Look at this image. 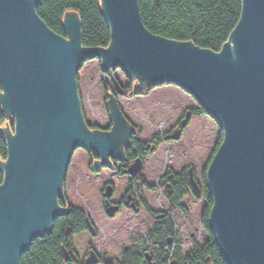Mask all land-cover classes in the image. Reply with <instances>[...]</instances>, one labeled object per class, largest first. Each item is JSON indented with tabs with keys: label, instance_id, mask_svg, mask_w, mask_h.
<instances>
[{
	"label": "water",
	"instance_id": "1",
	"mask_svg": "<svg viewBox=\"0 0 264 264\" xmlns=\"http://www.w3.org/2000/svg\"><path fill=\"white\" fill-rule=\"evenodd\" d=\"M240 2L238 22L215 53L150 33L136 0H101L107 48L80 46L74 14L62 20L65 40L37 17V0H0V106L14 116L15 133H2L0 264H19L28 244L69 211L56 197L76 147L95 152L91 171L122 158L130 128L114 101L104 103L109 132H89L79 110L76 71L94 57L131 81L177 85L218 121L221 139L205 172L208 224L228 264H264V0Z\"/></svg>",
	"mask_w": 264,
	"mask_h": 264
},
{
	"label": "rangeland",
	"instance_id": "2",
	"mask_svg": "<svg viewBox=\"0 0 264 264\" xmlns=\"http://www.w3.org/2000/svg\"><path fill=\"white\" fill-rule=\"evenodd\" d=\"M97 1L99 10L107 23L102 12L101 0ZM38 2L39 0H37V4ZM136 3L140 16L138 0H136ZM37 4L35 9L37 8ZM67 14H74L77 17L80 29V46L85 47L82 45L81 22L77 12H65L61 18V26L64 15ZM140 20L142 22L141 16ZM46 27L48 26L46 25ZM56 35L68 40L65 32L64 35L57 33ZM177 42H189L193 44L191 41ZM226 42L227 40L222 45ZM107 46L103 48H107ZM212 52L218 53L216 51ZM75 79L78 102L83 111L81 113L82 117H85L86 122L92 126H96V130L109 126V117L104 103L107 97L110 99L114 98L113 101L117 100V104L123 111L125 120L132 123L136 127V130H140V133H138L140 134V140L148 142L155 135H159L156 137L157 140H155L158 144L156 145V150L154 149V153H152L154 150L149 148V152L152 154L144 157L142 168L139 170L140 175L135 172H129L133 170L131 160H128L130 162H128L129 165L123 169V172L127 175L138 178L136 181L133 180L132 189L136 195H139L137 194L138 190L141 192L142 201L137 200L136 209L133 207L134 210H131L132 208H126L124 205L122 208L110 199L112 196L111 186L107 184L104 187L101 184V178L111 173L106 170L109 166H101L104 164L101 163V165L97 166L96 172L91 171L90 167L92 163L96 164L99 160L95 152L87 151L85 147H76L67 159L66 165L69 169L67 168V172L62 176L63 184L61 185L64 197L61 194L60 200L56 198L57 206L61 209L65 206L64 210H70L68 207L69 202L83 208L87 229L93 227L94 232L98 233L94 248L97 253H105L108 260L120 259L123 248L137 244L138 249H144L145 252H149L147 254L150 256L149 259L141 254L146 264L155 261L158 264H200L194 258L195 256H192L188 251L190 248H193L199 256V250L203 248L204 242L207 243L209 241V235L201 217L202 214L204 216L203 212L206 210L207 202L201 196V198H195L197 192L195 195L194 193L186 195V190L181 192L183 195L181 194V199L177 204H174L176 200L170 199L167 195L172 193L174 187L171 175L189 173L190 177H197L199 179V186L203 185V182L207 183L205 171L212 157L211 153L214 146L220 141L223 131L218 121L200 104L202 110L198 114L193 115L185 125V111L199 108L198 102L193 99L192 95L183 91L180 87H175L172 83L142 84L143 87L137 89L134 85L137 82L131 81L121 67L101 68V61L98 57L90 58L79 66ZM12 124L14 125V122ZM178 131L181 134H178ZM10 132L13 133L14 131L11 129ZM173 133L177 135V138L172 137ZM0 161V172L3 176L1 165L5 164L6 161V148L5 157ZM82 177H93V181H88L87 179V182H85V178ZM78 178L83 179V182L78 181ZM190 187L189 190H192V182ZM60 201H62L64 206L61 205ZM167 202H171L173 206H168ZM152 211L156 213H151ZM149 214H151V217ZM152 217H157L161 220L158 221ZM164 222H171V226L173 225L178 230L179 244L171 240L168 241V239L162 241L161 239L155 240L157 243H161L159 245L160 248L156 250L158 253H155L146 248V237L143 239V236L146 235L144 233L148 224L154 225L158 230L169 229L170 227L168 225L165 226ZM51 231L45 234L49 235ZM44 236L42 235L37 238L41 239ZM153 237L147 235L148 243L154 239ZM75 239L82 262H91L92 258L81 254L79 250L81 248V251H84L83 245L80 244L85 242L84 236L78 235ZM138 240L139 243L136 242ZM167 243L170 246L171 244L175 245L172 249L175 250L174 257L169 260L165 252L169 248L171 249L172 246H167ZM190 243L193 245L190 246ZM165 247L168 249L166 250ZM25 252L19 256V264L20 258ZM211 262L214 263L213 260ZM61 264H64V262H61Z\"/></svg>",
	"mask_w": 264,
	"mask_h": 264
},
{
	"label": "trees",
	"instance_id": "3",
	"mask_svg": "<svg viewBox=\"0 0 264 264\" xmlns=\"http://www.w3.org/2000/svg\"><path fill=\"white\" fill-rule=\"evenodd\" d=\"M138 4L143 25L152 34L175 41H191L197 47L216 52L219 51L221 45L227 40L230 32L235 27L239 19L241 6L240 0H138ZM67 11H75L79 14L83 46H107L110 33L99 10L97 0H39L36 8L38 16L52 31L59 35H64L60 20ZM0 145V153L4 158L5 144L1 139ZM139 148L141 147H134V144L129 146L125 159L119 162L114 161L113 167L106 168L111 173L101 178V184L111 186V199L116 205H121L125 193L132 190L133 178L123 172V169L128 159H131L136 153L143 154ZM82 178H85V182H87V179L93 181V177ZM1 179L2 173L0 172V181ZM78 181L83 182V179L78 178ZM171 181L174 184L173 191L167 196L172 200H176L174 204H177L183 195L181 192L184 190L187 192L191 188L187 184L189 179L172 177ZM203 184L207 207L202 222L208 232L209 241L199 252L205 256L210 255L215 264H227L208 225L212 197L207 183L203 182ZM65 198L67 199V197ZM60 203L64 206L62 201ZM68 204L70 210L53 222V228L49 235L32 241L28 251L21 256L20 264H61L62 257L59 245L64 244L68 251H74L76 248L72 243L75 242V237L79 233L86 235L90 248L97 253L94 248L95 239L90 237L87 231L83 208L69 202ZM159 231H161L159 232V238L164 240L166 231L169 230L159 229ZM85 253L81 251V254ZM97 255L99 256L98 253ZM106 257L107 255L99 258L98 264H114L112 260H108ZM116 262L118 264H146L137 247L128 248ZM73 263H83L81 255L75 256Z\"/></svg>",
	"mask_w": 264,
	"mask_h": 264
},
{
	"label": "bare ground",
	"instance_id": "4",
	"mask_svg": "<svg viewBox=\"0 0 264 264\" xmlns=\"http://www.w3.org/2000/svg\"><path fill=\"white\" fill-rule=\"evenodd\" d=\"M35 10V14H36V9H34ZM37 15V17L42 21V22H44L39 16H38V14H36ZM60 22H61V20H60ZM45 23V22H44ZM48 29H50L49 27H47ZM52 33H54V34H56L54 31H52V30H50ZM58 36V35H57ZM158 36V35H157ZM161 37V36H160ZM193 46H196V45H194L193 44ZM100 48H103V47H100ZM203 49H205V48H203ZM205 50H209V49H205ZM209 51H211V50H209ZM218 53L219 52H221V47H220V49H219V51H217ZM76 76V75H75ZM134 85H135V87L137 88V89H139V88H141V87H143V85L142 84H140V83H134ZM172 85H175V84H173L172 83ZM177 85H175V87H176ZM177 88H178V86H177ZM0 90H1V88H0ZM147 90V89H146ZM184 91V90H183ZM144 92V91H143ZM186 92V91H185ZM77 93H78V91H77ZM0 95H3V93H2V91H0ZM114 98H111V100H113ZM193 99L194 100H196L197 102H198V105H199V108L198 109H188V110H186L185 111V114H184V120H186V123H185V125L188 123V121L190 120V118L193 116V115H196V114H198L199 113V111L200 110H202L201 109V105H200V103H199V101L193 96ZM114 105H115V107L117 108V110L120 112V114H121V116H122V118L123 119H125V116H123L124 114H123V111L119 108V106H118V104H117V100L116 101H114ZM79 110H80V113H83V111H82V109H81V107L79 106ZM0 139L3 141V143L5 144V139H4V136H3V132H6L7 133V135L9 136V137H11V136H13V135H15V133L13 132H10L11 131V129L14 131V125L12 124L13 122H14V116L13 115H11L10 113H7V114H4V112H3V110H2V108H1V106H0ZM81 116H82V114H81ZM83 118V121H84V124H86V126H88L87 128H88V131L89 132H99V133H101V132H109V126H107L106 128H104V129H101V130H96V126H92L90 123H88V122H86V120H85V117H82ZM183 120V121H184ZM126 121V120H125ZM185 122V121H184ZM126 123L128 124V126H129V128H130V134H129V136H128V138H127V142H126V144H125V146H124V152H123V155H122V158L120 159V160H118V162L119 161H121V160H124L125 158V154H126V151L128 150V147L129 146H133V144H134V147L136 146V147H141V148H139L142 152H143V155L141 154V156L139 155V154H135L134 156H132L131 157V159H128V160H131V162L133 163V165H132V168H135V170L134 171H136L135 173H138L139 174V170H141V168H142V163H143V159H144V157L146 156V155H150V154H152V153H154L155 152V150H156V148H157V144H158V142L156 143V141L155 140H157L156 139V137L157 136H159V135H155L154 137H152L148 142H142L141 140H140V134H138V133H140V130H136L135 128V126H133L132 125V123H130V122H128V121H126ZM11 124H12V126H11ZM127 124H126V126H127ZM127 126V127H128ZM93 128V129H92ZM106 130H108V131H106ZM180 131H178V134H181V133H179ZM175 133V132H174ZM173 133V135H172V137L174 138L176 135ZM180 137H181V135H180ZM175 138H177V136L175 137ZM220 142V141H219ZM219 142L218 143H216V145L214 146V149H213V151H212V155L214 154V152L216 151V149H217V147L219 146ZM6 148V147H5ZM133 148V147H132ZM149 148H151V150H154L152 153H150L149 152ZM0 150H1V145H0ZM86 150L88 151H90V152H94V151H92V150H90V149H88V148H86ZM211 155V156H212ZM2 155H1V153H0V160H2ZM112 158V159H111ZM114 160H115V157H113V156H109V157H107V164L105 165V164H100L101 166H109V167H113L114 166V164H115V162H114ZM211 160V159H210ZM1 162V161H0ZM117 162V161H116ZM129 161H127V163H126V166L127 165H129V163H128ZM114 163V164H113ZM89 166H90V164H89ZM130 166H131V164H130ZM69 169V167H67V165H65V169H64V172H63V175L67 172V170ZM129 170V169H128ZM130 170H131V168H130ZM95 172H96V170H95ZM130 172V171H129ZM206 172V171H205ZM184 174H186V175H178V174H175V175H171L172 177H176V178H179V177H181V178H183V179H189V178H191V179H189V181H188V185H190L191 184V182H192V185H193V189L192 190H188L187 192H186V195H188V194H196V192H197V195H195V198H201V197H203V199H205L204 198V195H205V191H204V184L202 185L201 184V186H199L200 184V181H199V179L197 178V177H190V174L189 173H184ZM140 175V174H139ZM188 175V176H187ZM131 178H133V180H138V178L137 177H135V176H133V177H131ZM141 178V177H140ZM2 181H3V176H2V179H1V181H0V185L2 184ZM63 184V183H62ZM202 186H203V188H202ZM105 187V186H104ZM207 187H208V185H207ZM209 189V188H208ZM105 192H107L106 190H105ZM210 192V191H209ZM61 194H62V191L60 192V194L56 197L57 199H59L60 200V198L59 197H61ZM137 194H139V195H136V194H134V191H133V189L130 191V192H127V193H125V195H124V199H123V203L120 205L122 208H123V205H124V207H126V208H132L131 210H134V208L136 209V207H137V200H139L140 202L142 201V198H141V196H140V194H141V192L138 190L137 191ZM63 195V194H62ZM107 195L108 196H110V194L109 193H107ZM211 195V194H210ZM201 196V197H200ZM63 197H64V195H63ZM110 199H111V197H110ZM166 199V198H165ZM168 199V198H167ZM109 200V199H108ZM168 200H170V199H168ZM206 200V199H205ZM57 201V200H56ZM107 201V200H106ZM111 205H113V204H111ZM167 205L168 206H173L172 205V203L171 202H167ZM134 207V208H133ZM63 208H65V206L64 207H62V209ZM114 209V208H113ZM115 210V209H114ZM84 211V210H83ZM120 211V210H119ZM85 212V211H84ZM151 213H156V212H151ZM203 213H205V212H203ZM151 214H149V216H150ZM112 216V215H111ZM59 217V215H57L56 217H55V220L57 219ZM151 217V216H150ZM202 218L204 217L203 216V214H202V216H201ZM153 219H155V220H158V221H160L161 219H158L157 217L156 218H154V217H152ZM54 220V221H55ZM154 221V220H153ZM171 222H169V223H166V222H164V225L166 226V225H168L170 228L169 229H167V230H169V231H166V235H165V237H164V239H168V241L169 240H171L172 242H175V243H177V244H179L178 242H179V240H178V237H179V234H178V230L172 225L171 226ZM52 228H53V224H52V226H51ZM89 229H90V231H89ZM52 230V229H51ZM50 230V231H51ZM88 233L90 234V237H93L95 240V242H96V239L98 238L97 236H98V233H96V231L94 232V228L93 227H90V228H88ZM158 231V232H157ZM90 232H92V233H90ZM159 232H161V231H159L158 229H156L155 227H154V225H149L148 224V226H147V228H146V232L144 233V234H146L145 236H143V239L145 238V246H146V248L148 249H150V250H152V251H154L155 253H158L156 250H158L159 248H160V246L159 245H161V243H157L155 240H160V238H159ZM163 232H165V231H163ZM95 233V234H94ZM44 235H46V234H44ZM78 235H81L80 233L79 234H77V236ZM147 235H149V236H151V237H153L154 239H152V240H150L149 241V243H148V238H147ZM82 236H84V235H82ZM80 238V237H79ZM78 238V239H79ZM84 239H87V237H86V235L84 236ZM35 240V239H34ZM76 240V239H75ZM162 241V240H161ZM137 243H139V240L138 241H136ZM135 242V243H136ZM194 242H196V241H194ZM31 243L32 242H30L29 244H28V248L30 247V245H31ZM89 241H86L85 240V242H82V243H80V244H82L83 245V249H84V252H86L85 253V256H87L88 258H92V260H91V262H89V261H85V262H83V263H81V264H98V260H99V258H101V257H103V256H105V253H102V252H100V253H98L99 254V256L97 255V253L96 252H94L93 250L94 249H92V248H90V246H89ZM193 243V242H192ZM192 243H190V246H192L193 244ZM217 243V242H216ZM163 244V243H162ZM168 244V243H167ZM72 245L76 248L74 251H68L66 248H65V246H64V244H60L59 245V251L61 252V257H62V262H64V264H74L73 263V259H74V257L75 256H77V255H80V253H79V251L77 250L78 249V247H77V245L75 244V242L73 241V243H72ZM81 245V246H82ZM132 245H134V244H132ZM205 245H206V242H204V244H203V246L205 247ZM138 245L137 244H135L134 246H129V247H125V248H123V252H126L127 250H128V248H134V247H137ZM167 246H170L169 244L167 245ZM171 246H172V248L170 249H168L167 247H165L166 248V250L168 249V251H166L165 253H166V256H167V258H168V260L169 259H173V257H174V253H175V250H172L173 249V247H175V245L174 244H171ZM170 246V247H171ZM217 246H218V244H217ZM188 247V246H187ZM189 248V247H188ZM219 248V247H218ZM163 249V248H162ZM80 250V249H79ZM220 250V249H219ZM80 252H81V250H80ZM188 252H190V254L192 255V256H195L194 258L197 260V262L198 263H200V264H215V262L213 263V262H211L212 260H213V258L210 256V255H202V254H200L199 256L197 255V253L193 250V248H190V250L188 251ZM221 252V251H220ZM91 253V254H90ZM139 253H141L144 257L146 256L147 257V259H149L150 258V256L149 255H147L149 252H145L144 251V249H142V250H140L139 249ZM152 253V252H151ZM153 254V253H152ZM122 255V254H121ZM120 255V256H121ZM158 254H156V256H157ZM190 255V256H191ZM222 255V254H221ZM159 257V256H158ZM199 260V261H198ZM113 261V263L114 264H118L117 262H116V260H112ZM191 262V261H190ZM153 263V262H152ZM152 263H150V264H152ZM122 264H124V263H122ZM154 264H158L157 262H154ZM228 264V263H227Z\"/></svg>",
	"mask_w": 264,
	"mask_h": 264
},
{
	"label": "flooded vegetation",
	"instance_id": "5",
	"mask_svg": "<svg viewBox=\"0 0 264 264\" xmlns=\"http://www.w3.org/2000/svg\"><path fill=\"white\" fill-rule=\"evenodd\" d=\"M158 256V255H157ZM155 258H156V256H155ZM156 262V261H155ZM152 264H154V262L152 263Z\"/></svg>",
	"mask_w": 264,
	"mask_h": 264
}]
</instances>
